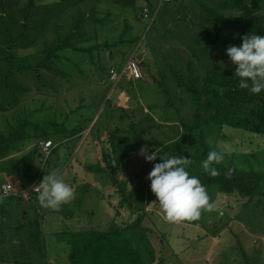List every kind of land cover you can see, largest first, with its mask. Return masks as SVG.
<instances>
[{
	"label": "rangeland",
	"instance_id": "rangeland-1",
	"mask_svg": "<svg viewBox=\"0 0 264 264\" xmlns=\"http://www.w3.org/2000/svg\"><path fill=\"white\" fill-rule=\"evenodd\" d=\"M4 1L6 9H10L6 15L11 19L8 23L15 34L21 29L20 23L24 20L22 17L14 18L17 13L14 9L18 4L24 11L22 6L25 0ZM197 1H36L33 10L39 13L28 21V36L12 48L11 68L6 63L7 56L0 54V137L9 136L16 130L24 133L23 137L14 142L15 149L0 159V164L9 169L21 161L25 162L22 160L25 153L44 139V135H48L58 145L44 163L37 153L27 166V174H23L25 178L36 177L39 173L43 178L48 172L55 171L69 185L77 175L79 181L83 179L90 183L92 180H101L102 184L101 187L89 190L87 184L78 181L79 188L74 192L73 198L57 210L38 209V202L33 200V195L28 199L0 197V220L4 218L0 227V258H3L0 264L13 263L18 253H29L34 264H70L66 241V234L70 231L77 230L78 226L81 228V223H84V228L105 230L114 219L125 221L136 216L126 205L121 206L125 204L121 199L122 193L123 196L132 195L131 200L137 211L146 212L142 227L130 230L129 234L140 241L136 243L141 245L144 257H148V264H160L161 259L163 264H264V183L261 180V175L264 174L263 136L230 126L217 131L215 126L209 125L205 130L204 145L198 141H190L195 166L201 167V161L209 151L221 152L224 159L219 164H214L217 171L225 173L231 167L235 168L240 172L239 178L248 186L256 187L258 192L247 199L240 195L227 196L214 191L217 196L214 195L213 209L202 211L196 220H183L185 222L181 226L160 221L164 215L150 190V180L147 179L157 159L146 162L138 154L118 174L120 186L113 185L108 174L102 176L83 169L84 146L87 147L92 131L97 132L99 129L103 134V123L109 124L110 132L117 127L110 123H121L120 126H123L129 136L128 140L115 139L112 144L107 142L98 145L106 151L112 150L114 161L119 159L120 147L133 142L143 129L147 131L141 137L144 138L149 153L158 151L163 144L173 141L174 135H186L187 123L171 122L169 125L161 124L156 127L147 118H140L139 104L137 107L133 103L137 99L136 93L141 95L144 102L158 105L159 110L171 100L182 109L180 113L183 121H190L194 106L192 107L186 92L170 75L169 65L185 72V64L192 61L196 73L203 75L208 60L212 59L210 57H220L222 53H226L228 46L240 45L238 37L251 34L228 29L221 33L213 48L211 45L206 48L205 41L196 43V36L202 34L198 31L200 23H207L209 20L207 12ZM202 1L217 7L220 0ZM52 7L53 12H44ZM261 12L264 15V0ZM81 15L83 20L79 26L84 29L85 37H89V40L79 43L78 47H87L90 51L64 49L58 52L57 57L47 61L50 68L38 66L46 55L45 47L51 46L56 38L53 27L65 33L74 25L73 20ZM98 19L103 23H97ZM1 25L0 19V27ZM124 27L127 30L122 34L123 42L112 46L103 45L105 41L119 40ZM1 38V46L6 47V38ZM132 54H144L143 64L139 62V66L148 74L145 72L138 82L121 79L114 85L109 80V68L120 67ZM26 63L32 64V71L15 70L18 64ZM210 67L235 72V65H231L228 60H216ZM10 69L13 74L7 75ZM154 78L165 82L168 90L166 94H163L164 90H161L162 86L157 82H145L147 80L151 83ZM175 105L166 106L163 113H172V106ZM139 118V122L133 123ZM23 121L26 122L22 123ZM96 123L97 127L94 129ZM56 125L63 128L58 130ZM79 130V134L86 137L76 152L72 137ZM63 136L68 138L61 140ZM209 137L213 140L212 144L207 142ZM32 143H35L34 146L28 147ZM68 170L75 172V177L69 176ZM19 180L16 175L0 172V184L6 182L20 188ZM116 208L120 213L117 217ZM41 211L44 215L39 217V227L43 236L33 244L26 239L28 229L23 224ZM144 226L152 230H147ZM151 254L153 263V258L149 257Z\"/></svg>",
	"mask_w": 264,
	"mask_h": 264
},
{
	"label": "trees",
	"instance_id": "trees-1",
	"mask_svg": "<svg viewBox=\"0 0 264 264\" xmlns=\"http://www.w3.org/2000/svg\"><path fill=\"white\" fill-rule=\"evenodd\" d=\"M36 1L38 0H25L22 6L24 7V11L18 6L14 9V11L17 12L14 18L22 17L24 21L20 23L21 29L19 28V30L13 34L8 23L10 18H7L4 2L0 0V19L2 24L0 27V40H2L1 37L6 38L5 43L7 45L4 47L0 44V54L2 53L7 56L6 63L10 68L13 65L12 48L28 36V21L35 14L39 13V11L33 10ZM197 2L202 9L207 12L209 20L207 23H200V30L198 31L202 32V34L196 36L194 41L196 43L205 41L206 48H210V45L213 48L221 33L228 29L243 33L264 35V15L261 12L262 0H249L248 2L246 0H220L217 7L209 6L202 0H198ZM82 20L83 15L79 16L78 19H74V25L70 26L65 33L53 27V33L56 35V38L51 46L45 47L44 50L46 51V55L38 66L43 65L50 68L47 61L57 57L59 54L58 52L64 49L70 48L90 51L87 47H78L79 43L89 40V37H85L84 29L79 26ZM26 22L28 23L27 25ZM100 22L103 23L101 19H98L97 23ZM125 22L127 23L128 21ZM12 23L16 22L12 21ZM126 30L127 27L122 29L119 40L112 42L105 41L103 45L112 46L123 42L124 39L122 34ZM237 42L239 44L242 43L240 37L237 38ZM226 57V53H222L218 58L210 57L212 59L209 58L210 60L207 62L206 72L203 75L196 73L192 61H188L185 64V72L175 68L172 64L169 65L168 70L170 75L177 85L183 89V92H186L194 109L190 115V121L186 122L187 125L185 124L186 135L184 137L180 135L177 137V135H174L173 139L175 140L166 142L158 149L161 156H184L190 159L191 162L188 165V171L191 172V175L199 177L202 185L206 187L210 197V203H213L214 198L217 196L214 191L227 196L240 195L247 199H250L258 192L256 187L248 186L244 183V181L239 178L240 172L233 167L225 173L217 171L218 174L212 176L205 173L202 167L195 166L193 162L194 156L192 155L193 149L190 147V141H198L204 145L205 130L209 125L215 126V128L218 129L217 131H220L225 126H230L232 128L242 129L250 134L264 137V91H261L259 94H252L248 89H241L239 87V78L235 75L234 71L214 70L210 67V64L216 60L229 61ZM139 62L143 64V59ZM15 70L26 72L29 70L32 71L33 69L32 64L26 63L25 65L18 64ZM142 72L147 73V71ZM11 74L13 73L10 69L7 75ZM145 82L147 84L157 82L158 85L163 87H161V90H164L163 94H166V84L162 79L154 78L151 83L147 80ZM155 109L158 110V108ZM154 113H156V111H154ZM174 114L173 112L166 113L163 117L165 118L164 121L176 122L178 119L180 120L177 113ZM25 122L26 121H23L22 123ZM133 123L135 122L133 121ZM56 126L59 128L58 130L63 128L58 125ZM155 126L160 127L161 123H155ZM17 131L18 130L14 133H10L9 136L1 135L0 159L10 154V152L15 149L14 142L24 136L23 132L19 133ZM80 131L81 130L78 132L80 133ZM146 131L145 129L141 130L140 134L138 136L136 135L137 138L133 142H129L126 147H120L121 152L117 161L113 160L114 157L111 152H108L109 150L106 151L103 149L101 151V159L96 163H87L85 166L86 170L99 173L102 176L108 174L109 178L112 179V184L119 185L120 178L118 174L123 168L125 169V167L129 165L130 161L135 160L134 158H137L139 150L145 147V140L141 137V134ZM80 136L81 134H78V137ZM43 137L44 139L42 140L51 139L54 142L48 135H44ZM196 149H198V146H196ZM38 150L37 144L32 147L28 153H25L26 155L22 158L25 162L21 161L19 164L13 165L11 168L9 167V169L0 164V172L2 171L6 175H16L20 179V188L29 185L35 177L25 178L24 175L27 174V166L32 158L39 152ZM158 162H161L160 156H157V163ZM261 180L264 183V174L261 175ZM120 191L122 192L121 188ZM131 197L132 195L123 196L122 193L121 199L125 201V204L123 203L121 206L125 207L126 205L128 209L131 210V213L136 215L133 219H126L125 221H117L114 219L105 230L90 228L79 229L77 231H70L66 234V241L69 247L67 259L70 264H146V261L149 259L148 257H144L145 255L140 249L141 245L136 243L140 241L129 234L130 230L132 231L142 227L146 212L137 211ZM7 198L13 199L14 197ZM32 198L37 202V193L34 194ZM3 206L6 208L5 205ZM37 206L38 209L42 208L39 204ZM115 214H117L116 217L120 214L118 209ZM42 215H44L43 211L39 212V214L29 222L23 224L24 228L28 229L26 239L31 241V243L33 242V244L43 236L39 227V217ZM3 219L4 218L0 220V227L2 226L1 222ZM143 228L152 230L150 227L146 226ZM132 234H134V232ZM149 257L152 258V254ZM2 259L3 258H0V260ZM14 260L15 261L10 264H34L29 253H18ZM43 262L45 263V260ZM163 263L161 259L160 264Z\"/></svg>",
	"mask_w": 264,
	"mask_h": 264
},
{
	"label": "clouds",
	"instance_id": "clouds-1",
	"mask_svg": "<svg viewBox=\"0 0 264 264\" xmlns=\"http://www.w3.org/2000/svg\"><path fill=\"white\" fill-rule=\"evenodd\" d=\"M240 45L228 46L225 51L231 65H235V75L239 78V87L248 89L252 94L264 91V35L245 34ZM209 144L213 143L211 137ZM146 162H152L160 156L148 173L150 190L155 195L164 218L170 222L196 220L202 211H211L214 207L206 187L199 177L188 171L190 159L184 156H161L154 150L149 153L147 147L139 150ZM224 159L221 152L209 151L201 161L203 171L209 175L218 174L214 164ZM37 202L45 209L57 210L67 204L74 196L73 188L55 171H50L35 186Z\"/></svg>",
	"mask_w": 264,
	"mask_h": 264
},
{
	"label": "crops",
	"instance_id": "crops-1",
	"mask_svg": "<svg viewBox=\"0 0 264 264\" xmlns=\"http://www.w3.org/2000/svg\"><path fill=\"white\" fill-rule=\"evenodd\" d=\"M3 2H4V7H5L6 12L9 11L10 9H6L5 1L4 0H3ZM17 6H18V4H17ZM12 9H14V8H12ZM53 11H54V7L50 8V9L44 11V12L51 13ZM144 54H145V52H144ZM144 54H138V55H136L137 60L138 61H141L144 58ZM143 74L145 75L144 72H143ZM141 79H138L136 81L138 82ZM136 81L133 80V83L136 82ZM167 92H168V90H167ZM136 95H137V99L135 101H133V103H135V105L137 107H138V104H139V107L138 108H140V111H141V114L139 116L140 118H147L151 123L152 122L153 123H161L163 125H169L171 123V121H164V119H165V118H163L164 115H165L163 113V111L165 110L164 105L162 106V109L161 110L158 109L160 111V113H158L159 111L157 109H155V108H158V105H154L153 103H151V104L146 103L143 100H141V95H139L137 93H136ZM166 96H169V95L167 94ZM169 98H170V96H169ZM181 100L182 99L180 98V101ZM170 102H171L172 105H175L171 100H169V101L166 102L167 103L166 106H169L170 107L171 106ZM133 103H132V105H133ZM183 104H185V103H183ZM172 107L174 109L173 112L175 114L177 113V116L180 118V120L178 119L179 121L172 122V123H186V121L189 122L188 120H186L185 122L183 121V119L181 117V113H180V111H182V109H179V106L178 105H175V107L174 106H172ZM183 107H185V105H183ZM154 111H156V113H154ZM131 114H134V113H131ZM132 116H135V115H132ZM140 118L138 119V121H135V123L139 122L141 120ZM115 124L116 125L110 123V125H112V126H117V127H114V130L115 131H113V132H110V130H108L109 129V124L108 123H103V125H101V131H103V134H101L99 132V129H97L98 130L97 132H95V131L93 132L92 131V134L90 135V137H89V139L87 141V147L84 146V150L82 151V153L84 154L83 157H82V160H83V163H84V164L82 163V165H83V169L84 170H86L85 165L87 163H96L97 161H99L101 159V151L103 149L98 146V145H100V143L104 145L107 142H109V144H112V140H115V139H119L118 141H121L123 139L128 140V137L129 136H128L127 132H125V130L123 129V126H120L121 123H115ZM96 127H97V123H96L94 129H96ZM104 133H107V135H105ZM78 134H79V132L76 133V134H74L73 137H72L73 140H75L74 147H75L76 152L81 148V145L83 144V142L85 140V137H86L84 135L78 137ZM67 138L68 137L63 136L61 140L67 139ZM173 140H175V139H173ZM170 142H172V141H170ZM34 144L35 143L29 144L28 147H30L32 145L34 146ZM118 145H121V144H118ZM108 152H111L112 155H113L112 150L111 151H108ZM16 153H14V154H16ZM90 161H93V162H90ZM68 166L69 165H67V167ZM59 171H60V169H59ZM87 171L88 170H86L85 172H87ZM67 172H69V176H71L72 178H73V175H74V177L76 175L75 172H72V171H69V170ZM88 172H90V171H88ZM78 177H79V175H77L75 177V179L73 180L72 184L70 185L73 188V190H75L74 192H76V190H78V188H79V186L77 184V182L79 181V178ZM79 182H81L82 184H84V183L87 184L89 186L88 187L89 190L92 189V188H96L97 186H100L101 187V184H102V181L101 180L100 181L92 180L90 183H88L86 180H83L82 179ZM18 184H20V181H18ZM18 187H19V185H18ZM80 187L81 188H84V186L83 187L80 186ZM90 195L91 194L89 193V196ZM43 219H44V216H43ZM160 221L166 222V223H173L174 225H178V226L183 225V222H185L183 220L176 221V222H170V221H167L164 217L161 218ZM81 225H83V226L81 228H79V226H78V229L77 230H79V229H89V228H84V223H81ZM90 229H93V228H90ZM77 230H74V231H77ZM212 238L214 239L215 237L212 236ZM148 261L149 260L146 261V264H148ZM151 261L153 263L154 258ZM153 264H157V263L154 262Z\"/></svg>",
	"mask_w": 264,
	"mask_h": 264
},
{
	"label": "built area",
	"instance_id": "built-area-1",
	"mask_svg": "<svg viewBox=\"0 0 264 264\" xmlns=\"http://www.w3.org/2000/svg\"><path fill=\"white\" fill-rule=\"evenodd\" d=\"M168 1V0H162ZM146 15V13H145ZM142 77V71L139 66V61L136 59V55H130L124 63L120 67L111 66L109 68V80L116 85L121 79H130L136 80ZM57 144H55L51 139L41 140L38 143L39 156L42 158V163H44L52 150L55 148ZM41 174L36 175L35 179L27 186L23 188H15L12 185L4 182L0 184V197H19L28 199L32 195L36 194V190H34L35 186L39 184L42 180Z\"/></svg>",
	"mask_w": 264,
	"mask_h": 264
}]
</instances>
